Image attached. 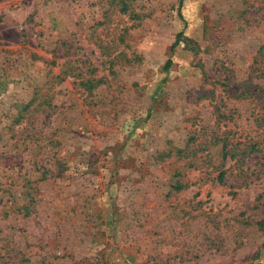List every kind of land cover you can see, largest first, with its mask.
<instances>
[{
	"label": "rangeland",
	"instance_id": "rangeland-1",
	"mask_svg": "<svg viewBox=\"0 0 264 264\" xmlns=\"http://www.w3.org/2000/svg\"><path fill=\"white\" fill-rule=\"evenodd\" d=\"M0 264H264V0H0Z\"/></svg>",
	"mask_w": 264,
	"mask_h": 264
},
{
	"label": "trees",
	"instance_id": "trees-1",
	"mask_svg": "<svg viewBox=\"0 0 264 264\" xmlns=\"http://www.w3.org/2000/svg\"><path fill=\"white\" fill-rule=\"evenodd\" d=\"M180 37H182V34H179V35H178V40H177V42L179 41ZM167 66H170V62L168 63ZM178 188H181V186H178Z\"/></svg>",
	"mask_w": 264,
	"mask_h": 264
}]
</instances>
